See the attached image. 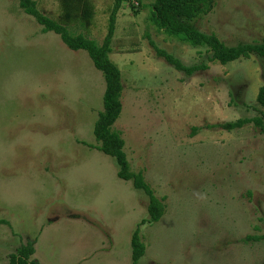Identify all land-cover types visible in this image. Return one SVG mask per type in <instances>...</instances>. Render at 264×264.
<instances>
[{
    "label": "rangeland",
    "instance_id": "1",
    "mask_svg": "<svg viewBox=\"0 0 264 264\" xmlns=\"http://www.w3.org/2000/svg\"><path fill=\"white\" fill-rule=\"evenodd\" d=\"M58 19L60 0H35ZM83 33L102 44L114 0H92ZM155 0H125L110 59L122 73L114 128L131 169L164 200L162 218L142 224L149 198L118 177L93 130L106 87L85 50H72L20 6L0 0V264L35 241L42 264H134L131 238L146 245L137 264H264V133L253 123L264 61L222 64L206 49L167 34L152 19ZM193 24L227 46L264 42V0H216ZM185 65L188 75L154 46ZM87 143V144H85Z\"/></svg>",
    "mask_w": 264,
    "mask_h": 264
},
{
    "label": "trees",
    "instance_id": "2",
    "mask_svg": "<svg viewBox=\"0 0 264 264\" xmlns=\"http://www.w3.org/2000/svg\"><path fill=\"white\" fill-rule=\"evenodd\" d=\"M125 0H114L113 7L109 14L108 30L102 44L83 33L74 34L71 27L80 22L88 28L95 15V6L92 0H60L61 12L59 18L53 19L38 9L35 0H19L21 8L29 15H32L43 25L44 32H55L60 35L62 41L72 50H85L88 52L94 66L103 73L106 87L103 95V109L99 112L94 125V136L99 145L96 147L107 156L112 157L118 166V177L123 180L132 181L136 189L142 190L149 198L147 206L148 216L142 220V224H152L159 221L165 213L166 205L164 200L158 198L147 183L144 172H135L131 169L130 162L125 152V140L122 134L114 128L119 119L122 104V73L109 54L111 53L112 40L115 33L117 13L122 8ZM216 0H155L152 5V19L155 24L167 34L177 37L189 46L198 49H206L211 53V60L222 64L251 58L253 55L264 61V42L245 43L237 46H227L215 33H206L195 27L193 22L200 16L209 13ZM158 56L164 58L178 71L188 75L195 71L207 68L204 63L192 66L185 65L175 55L158 47L151 42ZM257 102L261 106V115L254 118L239 119L235 122L225 123L223 127L227 130L242 128L248 123H253L264 133V83L259 88ZM7 223L0 219V224ZM140 226L134 230L131 238L132 260L134 264L146 253V245L142 239ZM263 239L261 236L250 237ZM35 241H29L20 246L15 253H12L8 264H42L33 258L35 253Z\"/></svg>",
    "mask_w": 264,
    "mask_h": 264
}]
</instances>
